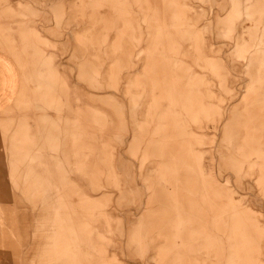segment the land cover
Listing matches in <instances>:
<instances>
[{"label": "rangeland", "instance_id": "obj_1", "mask_svg": "<svg viewBox=\"0 0 264 264\" xmlns=\"http://www.w3.org/2000/svg\"><path fill=\"white\" fill-rule=\"evenodd\" d=\"M245 154L264 0H0V264H264Z\"/></svg>", "mask_w": 264, "mask_h": 264}, {"label": "crops", "instance_id": "obj_2", "mask_svg": "<svg viewBox=\"0 0 264 264\" xmlns=\"http://www.w3.org/2000/svg\"><path fill=\"white\" fill-rule=\"evenodd\" d=\"M106 0H104V2H105ZM194 34L195 33H191V34H189L190 36H194ZM188 35V36H189ZM257 43H259L258 41H256ZM216 109H217V107H216ZM2 112H6V111H2ZM217 114H221V112L220 111H218V110H216L215 111ZM200 116H201V113H200V111H199V106H197V111H196V113L194 112V109H193V111H192V113H188L185 117L187 118V121H186V123H185V126H184V128H183V130H180V132H182L183 133V135H185V134H189L190 132H191V130H192V127H193V124L194 123H197L201 118H200ZM175 143L176 142H164V143H162L161 145H162V147H163V149H165V153L163 154L164 155V157H166L167 159H168V157L169 156H171L172 155V148L170 147V146H172V145H175ZM250 146L252 147V145L250 144ZM174 152L175 151H177V153H176V155L179 157V159L180 160H178L177 162H176V164L174 165V167L175 166H177L178 164H181V166L182 167H187L191 172L190 173H194V172H200L201 171V169L199 168V166L197 165L196 166V164L194 165L193 163H188L187 162V160H188V157H189V152H188V150H187V148L186 147H180L178 150H176V149H174L173 150ZM247 151V148H246V150H245V152ZM257 152H258V150H257ZM242 158H244V159H246V160H248V161H250L249 163H248V166H249V168L251 169V168H254V167H252L251 166V164L252 163H257V164H260L261 162H263V158L261 157V155H259V156H257L255 159H251V158H249V157H247L246 156V154L245 155H243V156H241ZM255 168H257V170H258V172H259V169H258V167H255ZM165 172H168V171H165ZM168 178V177H167ZM170 181L169 180H167V183H169ZM227 191H229L230 193H232L233 194V191L231 190H227ZM211 213H212V211H211ZM211 219H212V216H211ZM228 222V221H227ZM216 223V222H215Z\"/></svg>", "mask_w": 264, "mask_h": 264}]
</instances>
